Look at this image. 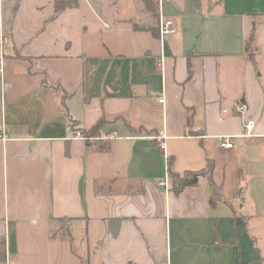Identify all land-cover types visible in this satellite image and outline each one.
<instances>
[{"label":"crops","instance_id":"0c3cea01","mask_svg":"<svg viewBox=\"0 0 264 264\" xmlns=\"http://www.w3.org/2000/svg\"><path fill=\"white\" fill-rule=\"evenodd\" d=\"M53 1L0 0V264H264V0H155L162 41L142 0ZM206 159L219 199L174 193Z\"/></svg>","mask_w":264,"mask_h":264},{"label":"trees","instance_id":"16d2710c","mask_svg":"<svg viewBox=\"0 0 264 264\" xmlns=\"http://www.w3.org/2000/svg\"><path fill=\"white\" fill-rule=\"evenodd\" d=\"M145 8L152 14L154 19L156 20L157 28L159 23L158 17V8L155 0H142ZM54 12L58 13L62 9L68 6H74L77 0H54ZM250 47V44H247V49ZM190 77V73L188 75ZM99 122L93 127L96 128ZM69 127L75 131L79 130L74 127V123L72 121L69 122ZM75 128V129H74ZM92 128V129H93ZM91 129V130H92ZM82 132V131H81ZM83 133V132H82ZM85 135V133H83ZM170 166V160H169ZM212 169H213V161L211 159H206V165L203 169L199 171H190L187 170L183 174H178L171 172L172 174V190L174 193L178 194L183 190L186 186L195 185L198 182V177L200 175H204L207 178L208 188L211 193V201L214 202L220 197V189L214 182L212 178Z\"/></svg>","mask_w":264,"mask_h":264},{"label":"built area","instance_id":"2783aa9c","mask_svg":"<svg viewBox=\"0 0 264 264\" xmlns=\"http://www.w3.org/2000/svg\"><path fill=\"white\" fill-rule=\"evenodd\" d=\"M174 31L173 29V25L171 20L168 19H162L159 18V23H158V33H159V38L162 41L168 34L172 33ZM6 41V35H3V33L0 30V43H1V47H0V65H1V61H2V57H3V52L1 50L3 43ZM1 67H0V71H1ZM161 100V99H160ZM246 127V132H245V136H249L251 129L253 128V123L252 122H248L245 125ZM74 137L75 138H80V139H87V137L80 131L77 130L74 132ZM7 138V135L5 133H2L0 135V139L1 140H5ZM155 139L157 140L158 143V148L161 150H164L165 148V133L164 131H159L157 133V135H155ZM219 146L221 148L224 149H230L233 148V142L231 141V136L230 135H222L219 137Z\"/></svg>","mask_w":264,"mask_h":264},{"label":"rangeland","instance_id":"374dc122","mask_svg":"<svg viewBox=\"0 0 264 264\" xmlns=\"http://www.w3.org/2000/svg\"><path fill=\"white\" fill-rule=\"evenodd\" d=\"M4 35V34H3ZM0 47H1V43H0ZM1 50H2V52H3V55H5V49H4V43H3V45H2V48H1Z\"/></svg>","mask_w":264,"mask_h":264}]
</instances>
